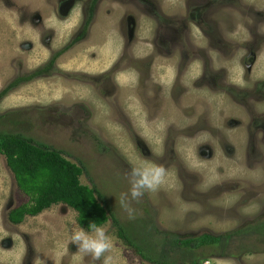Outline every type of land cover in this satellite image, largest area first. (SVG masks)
I'll return each mask as SVG.
<instances>
[{
  "label": "rangeland",
  "instance_id": "obj_1",
  "mask_svg": "<svg viewBox=\"0 0 264 264\" xmlns=\"http://www.w3.org/2000/svg\"><path fill=\"white\" fill-rule=\"evenodd\" d=\"M60 1L0 0V93L25 78L0 98V131L80 164L81 184L145 255L264 264V0H102L79 41L89 0L67 15ZM148 164L164 167L163 183L129 195L130 216L121 194ZM27 201L0 156V264L29 250L34 264H92L71 243L79 227L65 205L8 225ZM102 227L113 264H151L112 221Z\"/></svg>",
  "mask_w": 264,
  "mask_h": 264
},
{
  "label": "trees",
  "instance_id": "obj_2",
  "mask_svg": "<svg viewBox=\"0 0 264 264\" xmlns=\"http://www.w3.org/2000/svg\"><path fill=\"white\" fill-rule=\"evenodd\" d=\"M33 77L34 74L30 75V78ZM23 79L25 78L18 80ZM18 80L5 88L0 93V98L16 86ZM0 156H4L18 190L28 197L26 203L10 211L8 221L18 224L26 215L35 216L54 205H65L76 212L77 224L88 231H91L88 229L90 223L102 226L112 221L117 229V236L137 254L146 258L142 249L127 236L111 209L102 202L96 187L81 184L80 176L86 172L80 164L71 162L50 146L40 145L21 134L5 131H0ZM206 238L203 235L198 240L204 242Z\"/></svg>",
  "mask_w": 264,
  "mask_h": 264
},
{
  "label": "clouds",
  "instance_id": "obj_3",
  "mask_svg": "<svg viewBox=\"0 0 264 264\" xmlns=\"http://www.w3.org/2000/svg\"><path fill=\"white\" fill-rule=\"evenodd\" d=\"M130 176L131 187L129 193L121 194L120 203L131 216L132 210L126 204L128 196L130 195L132 200H138L144 195L145 191H156L160 184L163 183L165 169L162 165L148 164L142 168L134 167ZM88 229L91 231H86L84 228L79 227L72 233L71 243L84 256H90L92 264H96L97 261H101L102 264H113L112 257L105 255L114 246L112 237L107 234L104 227L98 226L95 222L90 223Z\"/></svg>",
  "mask_w": 264,
  "mask_h": 264
},
{
  "label": "flooded vegetation",
  "instance_id": "obj_4",
  "mask_svg": "<svg viewBox=\"0 0 264 264\" xmlns=\"http://www.w3.org/2000/svg\"><path fill=\"white\" fill-rule=\"evenodd\" d=\"M80 0H63V1H60V3H58L59 5H58V7H60V9H62L63 8V10L66 12V15H67V13H69V11L73 8L72 7V5H74V4H76L77 2H79ZM101 1L102 0H89L88 1V6H87V8H88V17H87V20L85 21V23H84V26H83V29H82V31L74 38L76 41H79V40H81L83 37H84V35H85V33L87 32V30H88V27H89V25H90V23H91V17H92V12H93V9L96 7V6H98L99 7V5H100V3H101ZM119 2H122L123 0H118ZM69 49V48H68ZM64 51H67V49H64V50H62V51H60V52H58L57 53V56H60V55H62L63 53H64ZM150 66H151V64H150ZM50 67H51V65H48L46 68V71L48 70V69H50ZM116 101H118L119 100V97L118 96H116ZM248 109H251V107L250 108H248ZM254 120H256V116H255V114H251V121H254ZM244 125H245V123H244ZM252 127H255L256 128V130L258 131V132H261L262 131V129H261V124L260 123H258V122H255V123H252V124H249L248 126H246V130L248 131V133H249V136L251 137V136H255L254 135V133H253V131H252ZM255 141L256 142H254V144L255 145H260L259 144V142L261 141V138L259 137V138H255ZM172 143H173V141H172ZM262 143H264V141L262 142ZM230 145V144H229ZM259 151V150H258ZM15 208V207H14ZM14 208H12V209H9L8 210V212H7V214L5 215V220H6V222L8 223V225H10V226H14V227H17V226H19V225H21L24 221H25V219L26 218H33V217H36V216H38V215H35V216H33V215H26L25 216V218L20 222V223H18V224H14V223H11L10 221H8V214L10 213V211H12ZM74 212V211H73ZM75 214H76V212H74ZM41 214V213H40ZM262 217V215L260 216V218ZM76 224H77V222H76ZM77 226L78 227H80L78 224H77ZM86 230V229H85ZM86 231H88V230H86ZM179 244H182V243H180V242H177V246H175V248H177V249H181L182 247H180V246H178ZM140 247V246H139ZM141 248V247H140ZM142 249V248H141ZM142 253H143V251H142ZM172 254L174 253V251H172L171 252ZM143 255L146 257L145 259L141 256V255H139L138 254V256L141 258V260L142 261H144V262H147V263H151V264H164V263H166L165 261L164 262H161V261H157V260H155V259H153V258H151V257H149L148 255H145L144 253H143ZM178 255V254H177ZM35 257H36V253H35V251H25V253H24V257H22V256H20V259H13V257H7L6 258V260L5 261H7V263L6 264H34V260H35ZM201 258V257H200ZM4 263V262H3ZM2 263V264H3ZM177 263V262H176Z\"/></svg>",
  "mask_w": 264,
  "mask_h": 264
},
{
  "label": "built area",
  "instance_id": "obj_5",
  "mask_svg": "<svg viewBox=\"0 0 264 264\" xmlns=\"http://www.w3.org/2000/svg\"><path fill=\"white\" fill-rule=\"evenodd\" d=\"M205 264H207V262H205Z\"/></svg>",
  "mask_w": 264,
  "mask_h": 264
}]
</instances>
